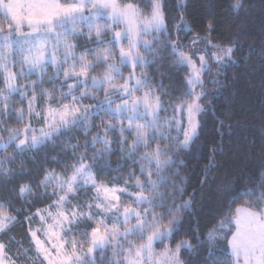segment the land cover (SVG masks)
Returning a JSON list of instances; mask_svg holds the SVG:
<instances>
[{"label":"snow or ice","instance_id":"snow-or-ice-1","mask_svg":"<svg viewBox=\"0 0 264 264\" xmlns=\"http://www.w3.org/2000/svg\"><path fill=\"white\" fill-rule=\"evenodd\" d=\"M231 7L238 14L243 0ZM169 16L166 0L143 6L140 0H0V132L7 134L0 135V152L12 149L23 165L26 158L37 163L29 154L42 151L47 163L51 150L57 153L51 162L60 167H43L35 181L17 183L27 173L9 166L13 157L0 159V188L9 193L0 197V234L26 223L28 238L27 247L9 239L17 247L14 259L0 240V264H96L95 253L107 247L115 249L110 264H189L182 250L198 253L219 240L223 264H264V152L255 175L225 169L216 156L224 155L223 129L230 134L232 126L217 118L221 143L210 149L196 187L188 191L179 171L181 153L199 140L201 117L215 114L219 92L209 95L207 88L223 86L219 77L236 63L235 44L213 43L211 21L205 36L181 43L179 33L193 29L183 17L178 25L172 18L170 28ZM120 25L123 31H116ZM201 43L209 46L203 52ZM168 59L187 70L182 88L163 79L153 83L145 71ZM15 96L24 107L10 106ZM13 116L22 128L6 127ZM217 169L224 170L214 175ZM111 172L120 178L109 180ZM209 193L214 204L203 232L196 221L195 245L176 241ZM29 198L45 206L15 215L8 210L16 199L31 205ZM244 198L247 206L233 213L232 205Z\"/></svg>","mask_w":264,"mask_h":264},{"label":"trees","instance_id":"trees-1","mask_svg":"<svg viewBox=\"0 0 264 264\" xmlns=\"http://www.w3.org/2000/svg\"><path fill=\"white\" fill-rule=\"evenodd\" d=\"M146 2L147 0H140L142 6ZM233 3L234 0H166V12H170L169 27L171 28L172 18H175V23L178 25L183 17L193 29L187 35L183 32L179 33L180 36L184 37L181 43L186 44L197 35L205 36L207 34V23L211 21L214 26V30L211 33L213 43H219L222 46L235 44L232 58L236 63L225 67L223 69L224 74L219 77L223 86L217 85L213 87L209 85L207 88L209 95L219 92V95L213 100L215 114L213 115L212 112H209L201 117L202 127L197 144L189 152L181 153L184 166L180 167L179 171L181 176L188 182L184 185L188 191L196 187L201 176L202 166L207 163L210 149L214 145L221 143L217 131V118L223 120L226 125L232 126L230 134H227L229 129H223L226 133L222 142L224 155L217 154L216 156L217 160H223L225 169L229 171L243 169L246 173L255 175L256 165L259 163L258 157L261 152H264V0H243V7L238 14L231 7ZM106 35L110 37L109 33ZM199 46L209 47L204 43ZM212 66L213 75H215V64ZM145 71L153 78V83H158L163 79L166 86L170 85L179 88H182L184 78L187 75V70H177L173 67L171 59L165 60L158 66L149 67ZM32 78L34 79L35 77ZM209 79V75L205 73V83ZM2 87L3 85L0 84V88ZM176 94L178 93H173V95ZM86 103H91V101H86ZM33 123L35 122L33 121ZM21 126L22 124L13 118L9 119L6 125V127L13 128H21ZM0 135H3L5 139L7 138V134L4 132H0ZM78 136L80 144L83 145V135L78 134ZM29 155H35L37 163L34 164L26 158L27 162L21 165L19 157L16 156L12 149L0 152V159L14 158L15 163L14 165H9L10 167H13L16 171L27 173V175L18 177L17 183L35 181L43 167L60 170L57 164L51 162V157L57 155L55 151L49 150L47 152L49 158L47 163L44 161L45 153L43 151ZM59 158L61 160L64 159L63 155ZM119 159V153L111 156L112 168L117 166ZM138 168L139 164L136 165L137 171ZM223 170L217 169L214 175L221 174ZM123 175L126 177L127 171ZM112 178H120V173L111 172L108 175V179L111 180ZM173 178L176 179V177ZM165 191V189L161 188V192ZM8 195L7 189L0 188V197ZM209 197V199L204 201L203 206H196L195 217H189L185 222L181 234L175 238L176 241L189 239L195 245V241L192 238V230L196 228L197 220L202 232L208 223L210 218L208 208L214 204L215 200L212 193H209ZM29 199L31 200V205L16 199L8 210L15 215L16 209L21 211L27 209L34 212L37 208L45 206L40 199ZM247 202L248 198H244L233 204V213L236 208L246 207ZM39 226L34 219L33 227ZM26 228L27 224L25 223L23 226L17 225L13 227L8 236L0 234V240L8 245L10 249L8 252L9 257L14 259L17 253L16 244H8L11 237H15L16 240L21 241L27 247ZM184 233H188V235L185 236ZM171 246L174 247V244ZM224 248V241L219 240L217 241V247L206 246L198 253H187L186 250H182L181 258L188 260L189 264H207L208 260H219L223 264L225 256L222 250ZM209 251L212 252L210 257L207 255Z\"/></svg>","mask_w":264,"mask_h":264},{"label":"rangeland","instance_id":"rangeland-1","mask_svg":"<svg viewBox=\"0 0 264 264\" xmlns=\"http://www.w3.org/2000/svg\"><path fill=\"white\" fill-rule=\"evenodd\" d=\"M123 28H124V25H120L119 27H116L115 28V30L116 31H123ZM109 34H110V37H111V35H112V33L111 32H108ZM144 39L145 40H149V41H151V37H149V36H146V37H144ZM127 46V43H126V41H125V47ZM199 49H200V51L201 52H203V50L205 49L203 46H199ZM141 52L143 53V49L141 48ZM118 60H119V58L117 57L116 58V62L118 63ZM211 62V61H210ZM198 63V62H197ZM137 69H139V68H137ZM137 69H136V72H137V75H139V73H140V71H141V69H139V71H137ZM123 71H124V75H125V77L128 75V69H123ZM118 83L119 82H121V81H117ZM25 83H26V81H25ZM92 95H94V96H97L99 99H103V93L102 92H99V93H97V92H93L92 93ZM137 95L139 96V95H141V93H137ZM19 100H20V98H19V96H15L14 98H13V100H11L10 102H9V104H10V106H15L16 108H22V107H24L25 106V104H23V103H20L19 102ZM22 105H24V106H22ZM13 119H16V117L15 116H13L12 117ZM142 122V121H141ZM23 127V125L21 126V128ZM165 244L167 245L168 244V242L167 241H165ZM158 250H159V243H157L156 245H154ZM114 248L113 247H107V248H105L104 250H103V252L101 253V252H96L95 253V259H96V264H110V261L112 260V257H113V252H114ZM117 259H120V256H119V254L117 253Z\"/></svg>","mask_w":264,"mask_h":264},{"label":"crops","instance_id":"crops-1","mask_svg":"<svg viewBox=\"0 0 264 264\" xmlns=\"http://www.w3.org/2000/svg\"><path fill=\"white\" fill-rule=\"evenodd\" d=\"M241 264H243V262L241 261Z\"/></svg>","mask_w":264,"mask_h":264}]
</instances>
